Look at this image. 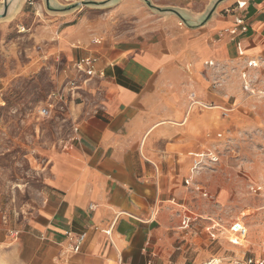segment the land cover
Returning <instances> with one entry per match:
<instances>
[{"label": "crops", "instance_id": "1", "mask_svg": "<svg viewBox=\"0 0 264 264\" xmlns=\"http://www.w3.org/2000/svg\"><path fill=\"white\" fill-rule=\"evenodd\" d=\"M149 1L177 9L190 26L147 25L143 33L160 37L93 40L78 51L76 60L93 55L104 72L89 78L95 104H77L73 142L50 158L43 203L25 229L14 241L0 238V264H182L186 256L209 257L192 253L188 230L199 225L192 215L193 190H199L192 161L214 140L217 112L200 111L190 93L228 105L227 95L207 90L208 63L264 52V0ZM236 2H245L244 9ZM107 5L122 15L126 5L131 17L151 15L143 0ZM237 16L246 20L244 31L219 36ZM79 30H70L68 39L86 42ZM66 230L86 233L78 253L67 252Z\"/></svg>", "mask_w": 264, "mask_h": 264}, {"label": "rangeland", "instance_id": "2", "mask_svg": "<svg viewBox=\"0 0 264 264\" xmlns=\"http://www.w3.org/2000/svg\"><path fill=\"white\" fill-rule=\"evenodd\" d=\"M115 6L81 4L66 13L47 10L44 0H25L12 17L0 20V238L14 241L41 207L50 158L73 142L77 104H95L93 79L85 81L74 68L78 51L93 40L119 44L159 38L143 33L147 25L166 27L174 20L175 26H185L171 12L146 7L151 15L136 11L131 17V6L124 15ZM67 16L74 18L65 21ZM76 28L87 33L86 42L68 39ZM248 59L257 66L247 68ZM213 63L207 90L227 95L228 105L196 99L200 111L214 108L218 122L214 140L196 157L199 190H193V209L188 207L199 219L197 230H188L191 251L210 255L201 262L186 256L183 263L218 258L220 264H243L249 256L264 258V52ZM69 80L80 86L79 94L69 91ZM48 103L49 114L42 115ZM211 156L218 159L210 161ZM234 220L248 227L239 243L228 230ZM15 231L16 236L10 234Z\"/></svg>", "mask_w": 264, "mask_h": 264}, {"label": "built area", "instance_id": "3", "mask_svg": "<svg viewBox=\"0 0 264 264\" xmlns=\"http://www.w3.org/2000/svg\"><path fill=\"white\" fill-rule=\"evenodd\" d=\"M244 5L245 2H236V9L239 10H243L244 9ZM235 25L230 28V29H226V30H222L221 33H219V35L221 36L222 33L227 32L231 35H236L238 33H241L244 31L247 23L244 17L242 16H237L235 17ZM95 42L99 41V40H94ZM95 63H96V57L93 55H86V56H82L80 57L78 60L75 61L74 63V68L77 72V74L83 77L85 81H87L89 78L93 77V76H99L102 77L104 75V72L102 70H97L95 68ZM246 67L247 68H252V67H256L257 64L255 63V61L253 59H248L245 62ZM208 65L212 66L214 65L213 61H209ZM247 76V72L243 71L242 72V77L245 78ZM74 80H69L67 82V86L69 85V91L72 92V94L76 93L79 94L78 91L75 92L76 90H78L77 88H79V85H76L74 83ZM190 100H191V104L192 103H197L198 101L195 98L194 93H190ZM51 107V103H48L46 106L42 107L41 109V114L42 115H48L49 114V108ZM77 128H74V131H76ZM210 161H216L218 158L217 156H211L209 157ZM192 170L194 173H199L200 170V161H198L197 158H194L192 161ZM90 209L94 208V205H90L89 206ZM229 232L231 235H234L236 238H241L244 239L247 235H248V227L246 224H244L242 221L239 220H234L229 224V228H228ZM17 231L15 232H10L11 235H17ZM64 236L67 240L66 243V250L69 253L75 254L78 253L81 249L82 244L84 243L85 239H86V233L85 232H73L71 230H66L64 232ZM184 264H193L192 262H185ZM203 264H213V259L208 260L207 262L203 263ZM243 264H264V258H255L253 256H249L246 257Z\"/></svg>", "mask_w": 264, "mask_h": 264}, {"label": "water", "instance_id": "4", "mask_svg": "<svg viewBox=\"0 0 264 264\" xmlns=\"http://www.w3.org/2000/svg\"><path fill=\"white\" fill-rule=\"evenodd\" d=\"M22 1L23 0H2L0 2V20L12 17L16 13V11L19 9ZM111 1L112 0H106V1L84 0L82 2L72 3L68 6H59V5H56L55 2L53 3V0H44V5L47 8V10H50L52 12H68L74 8L79 7L81 4L97 7L99 5H107ZM143 1L150 9L154 11H159V12H171L175 14L176 16H178L181 19V22H183V24L190 26V20L183 17L178 12L177 9L170 8V7H167V8L160 7V6H157L151 3L149 0H143ZM215 5H216V2L212 5V7L207 12L206 17H205L206 19H208L210 15L213 13V9Z\"/></svg>", "mask_w": 264, "mask_h": 264}, {"label": "bare ground", "instance_id": "5", "mask_svg": "<svg viewBox=\"0 0 264 264\" xmlns=\"http://www.w3.org/2000/svg\"><path fill=\"white\" fill-rule=\"evenodd\" d=\"M255 61V60H254ZM255 63L257 64V62L255 61ZM231 240L233 242H237L239 243V240H242L241 238H236L234 235H231ZM221 260H219L218 258H213V264H220Z\"/></svg>", "mask_w": 264, "mask_h": 264}]
</instances>
